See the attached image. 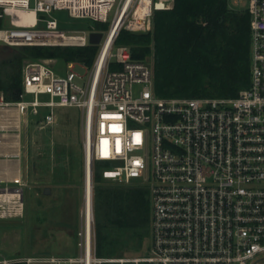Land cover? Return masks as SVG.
Here are the masks:
<instances>
[{
	"label": "built area",
	"instance_id": "1",
	"mask_svg": "<svg viewBox=\"0 0 264 264\" xmlns=\"http://www.w3.org/2000/svg\"><path fill=\"white\" fill-rule=\"evenodd\" d=\"M174 3L0 0L1 45L86 46L91 31L104 32L93 63L79 62L89 68L85 81H78L83 76L74 70L77 61L67 62L59 74L50 64L55 58L27 59L19 99L5 101L0 95V106L14 105L23 114L39 115L47 108L43 124L54 122L56 107H78L84 150L78 254H22L2 257L0 264H264V0H248L245 9L248 86L235 96L211 97L158 96L152 60L132 58L127 45L114 43L128 19L141 21L148 31L154 12ZM61 9L73 17L108 22V27L69 32L51 15ZM24 12L33 13L34 21H25ZM96 163H102L99 170L106 180L148 187L150 243L144 256L96 254ZM8 190L16 195L18 213L22 188L0 187V192Z\"/></svg>",
	"mask_w": 264,
	"mask_h": 264
},
{
	"label": "trees",
	"instance_id": "2",
	"mask_svg": "<svg viewBox=\"0 0 264 264\" xmlns=\"http://www.w3.org/2000/svg\"><path fill=\"white\" fill-rule=\"evenodd\" d=\"M114 43L127 45L135 59L152 55L154 90L161 97L235 96L250 82L249 14L230 7L228 0H175L173 8L154 12L150 30L122 28ZM5 49L0 56V95L16 101L24 60L62 58L90 66L99 46ZM100 165L96 163L93 170V212L95 252L104 257L117 253L121 242L134 240L141 245L149 238L150 201L146 184L106 180Z\"/></svg>",
	"mask_w": 264,
	"mask_h": 264
},
{
	"label": "rangeland",
	"instance_id": "3",
	"mask_svg": "<svg viewBox=\"0 0 264 264\" xmlns=\"http://www.w3.org/2000/svg\"><path fill=\"white\" fill-rule=\"evenodd\" d=\"M228 3L234 9L245 10L248 0H228ZM51 15L59 27L69 32L91 26L103 30L108 27V22L73 17L65 9L54 10ZM40 25L45 22L41 21ZM125 29L147 31L141 21L133 19L126 21ZM5 48L6 45L0 44V56L4 55ZM146 57L152 60V55ZM79 62L75 63L74 70L83 76L78 80L83 82L88 77L89 68ZM50 64L59 74L65 73L67 62L62 58H55ZM46 109H42L39 115L29 114L26 133L29 178L23 187L22 209L17 213L14 206L0 201V213L7 212L0 216V258L22 254L66 256L79 252L77 241L84 180L81 111L76 106L56 107L54 122L43 124L41 117ZM45 187L49 188L48 193L44 192ZM121 243L117 253L111 256H144L148 253L150 234L141 245L134 240Z\"/></svg>",
	"mask_w": 264,
	"mask_h": 264
},
{
	"label": "crops",
	"instance_id": "4",
	"mask_svg": "<svg viewBox=\"0 0 264 264\" xmlns=\"http://www.w3.org/2000/svg\"><path fill=\"white\" fill-rule=\"evenodd\" d=\"M28 128L29 114L18 112L14 105L0 106V187L21 186L22 202L23 187L29 178ZM14 198L16 195L9 190L0 192V201L10 207L16 202Z\"/></svg>",
	"mask_w": 264,
	"mask_h": 264
},
{
	"label": "water",
	"instance_id": "5",
	"mask_svg": "<svg viewBox=\"0 0 264 264\" xmlns=\"http://www.w3.org/2000/svg\"><path fill=\"white\" fill-rule=\"evenodd\" d=\"M39 17L40 18H43L44 15L41 14ZM103 34H104V32L102 30L91 31L89 33V42H90V44H94V45L99 44L101 42V39L103 37ZM44 192L45 193H48L49 192V188L48 187H45L44 188Z\"/></svg>",
	"mask_w": 264,
	"mask_h": 264
},
{
	"label": "bare ground",
	"instance_id": "6",
	"mask_svg": "<svg viewBox=\"0 0 264 264\" xmlns=\"http://www.w3.org/2000/svg\"><path fill=\"white\" fill-rule=\"evenodd\" d=\"M22 18L25 20V21H28V22H33L34 21V15H33V13H31V12H24V13H22ZM110 43V38H109V40H106L105 41V47H108L109 44ZM1 203V202H0ZM19 210V209H18Z\"/></svg>",
	"mask_w": 264,
	"mask_h": 264
}]
</instances>
